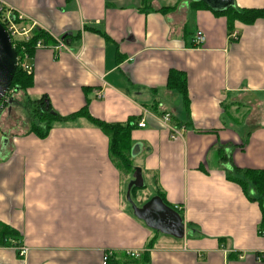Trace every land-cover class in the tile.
<instances>
[{
	"label": "crops",
	"instance_id": "0c3cea01",
	"mask_svg": "<svg viewBox=\"0 0 264 264\" xmlns=\"http://www.w3.org/2000/svg\"><path fill=\"white\" fill-rule=\"evenodd\" d=\"M194 2L0 0L21 28L50 39L28 56L32 85L20 101L46 100L61 118L85 107L101 122L131 123L138 147L125 173L87 117L50 121L40 138L31 129L43 122L9 125L22 112L9 103L0 120V264H103L106 252L107 264H264L261 208L245 175L264 174V18L229 24ZM232 7L262 9L264 0ZM170 76L184 80L185 95ZM134 168L141 188L147 182L181 217L183 238L133 216L125 187ZM138 189L130 195L141 207L150 197L141 201Z\"/></svg>",
	"mask_w": 264,
	"mask_h": 264
},
{
	"label": "trees",
	"instance_id": "16d2710c",
	"mask_svg": "<svg viewBox=\"0 0 264 264\" xmlns=\"http://www.w3.org/2000/svg\"><path fill=\"white\" fill-rule=\"evenodd\" d=\"M156 0H140V3L143 7V9H151L152 3ZM210 8L205 2L203 1H196L193 4V7H203L205 5ZM215 14L218 16H226L229 24L234 21H238L243 24H252L257 19L264 18V8L262 9H242V10H236L232 6H229L225 11L219 12L216 10H213ZM14 15V14H13ZM15 22L17 21L16 17H14ZM49 37L46 35V33L40 29H36L33 32L30 33L29 39L23 43L20 44L21 47L25 49L28 56L33 52L35 49V44L38 41H41L43 45H47L49 41ZM15 51L17 56H19V48L15 47ZM173 77H169V81L167 85L172 88L176 89L179 93L185 95V83L184 80L178 81L172 79ZM32 85V76L30 74H27L23 72L18 66L16 68V71L14 73L12 83L10 86V90H13L15 93L17 91L23 92L27 88H29ZM12 100V99H11ZM10 103H12L10 101ZM9 105V104H8ZM32 117L37 118L40 122H43L45 125V128H41L39 126H34L31 129V132L35 133L40 138H45L47 135V132L49 130V122L50 121H67L72 119L73 117L78 116H85L89 120H91L97 127H99L102 132L105 134V136L108 138L109 142V151L111 158L118 164L119 168L123 170L125 173H131L133 170L131 169V149H132V143L130 139V132L132 129V124L129 123L125 126L121 125H113L101 122L99 120L91 118L85 107L82 108L80 111L70 115L66 118H61L58 115L51 114L49 106L47 104L46 107V100L39 101L38 105L34 107L33 113L31 114ZM246 175V184H250L253 187V191L255 192L256 197L253 199L254 201H257L259 203V206L261 208L262 213V221L260 224V229L264 230V174L261 171H252L247 170L245 171ZM238 184L241 186L243 190H245V181L237 180ZM135 188H133L131 191H134ZM7 234V232H5ZM4 233V235H5ZM10 234L13 232L9 231ZM4 240V239H3Z\"/></svg>",
	"mask_w": 264,
	"mask_h": 264
},
{
	"label": "water",
	"instance_id": "95a60500",
	"mask_svg": "<svg viewBox=\"0 0 264 264\" xmlns=\"http://www.w3.org/2000/svg\"><path fill=\"white\" fill-rule=\"evenodd\" d=\"M205 2L211 9L223 12L233 5V0H196ZM17 68V54L12 47L10 36L0 24V101L8 93ZM47 107V103H46ZM53 114V113H52ZM138 147L134 146L131 154L135 155ZM133 179L129 182L126 200L131 206L133 216L142 221L148 228L176 239L183 238L184 224L181 217L167 207L159 196L150 198L141 207L135 206L130 198L131 188L143 187L141 170L134 168Z\"/></svg>",
	"mask_w": 264,
	"mask_h": 264
},
{
	"label": "built area",
	"instance_id": "2783aa9c",
	"mask_svg": "<svg viewBox=\"0 0 264 264\" xmlns=\"http://www.w3.org/2000/svg\"><path fill=\"white\" fill-rule=\"evenodd\" d=\"M14 12H11L9 10H6V8H4V6L0 3V24L4 27V29L7 31V33L10 36V40L12 43V47L15 49V47L19 48V56H17V66L25 73H29V68L26 65V61L28 59V54L25 51V49L23 47L20 46L21 43L27 41L29 39L30 36V30L25 29V28H21V27H17L18 23L14 21V17H16V19H18L17 15L14 14ZM17 23V25H16ZM233 38L236 37V34L231 35ZM205 38L204 35L201 31H197L195 33V37L193 40V44L196 46L202 45L204 42ZM45 47V45H43V43L41 41H38L35 44V49L37 48H43ZM13 94H15V92L13 90L8 91V93L1 99L0 101V115L1 113H3L4 111H6V108L8 107V104L10 103V100L12 99ZM95 97L97 99H101L103 97L101 92H97L95 93ZM162 121L164 124H168L169 120H170V116L167 114H163L162 115ZM0 120H1V116H0ZM137 126L139 128H144L145 127V123L143 120H141L139 123H137ZM169 137L171 140H176L179 137V133L172 129L169 128ZM177 207H175L176 209ZM258 235L264 237V230L259 229L257 231ZM26 253V250L23 248H19V254L21 256H24ZM127 256L131 257V258H136L138 257V253L137 252H130L128 251L126 253ZM112 257V252H106L103 256V264H107L108 261L111 259Z\"/></svg>",
	"mask_w": 264,
	"mask_h": 264
},
{
	"label": "rangeland",
	"instance_id": "374dc122",
	"mask_svg": "<svg viewBox=\"0 0 264 264\" xmlns=\"http://www.w3.org/2000/svg\"><path fill=\"white\" fill-rule=\"evenodd\" d=\"M186 1H190V0H186ZM18 23V22H17ZM17 23H16V25H17ZM17 27L19 28L20 26L19 25H17ZM189 27V26H188ZM190 28H191V26L188 28L189 30H190ZM20 99H21V94H20V92L19 91H17L15 94H13V96H12V100H10L12 103H14V106L16 107V106H18V107H21V113L18 111V114H16V115H13V117H11V122L9 123V125L10 124H16L17 126H21L22 124V122H23V126L26 124V121L28 120V121H30V122H33V123H38L39 122V120L37 119V118H35V117H32L31 116V114L33 113V109H34V107H26V98L24 99V100H22V101H20ZM17 111V110H16ZM5 113H6V111H4L3 113H1V117L2 116H4L5 115ZM17 113V112H16ZM18 115V116H17ZM17 116V117H16ZM5 121H7V119H5ZM21 124V125H20ZM22 126V127H23ZM25 127V126H24ZM3 140L4 138H3V136L0 134V140ZM127 186H128V183H127V185H126V187H125V189H127ZM145 188L144 189H142V188H140V189H138L137 190V192L139 193L140 192V199H142L141 201H145V200H148V198L150 197H152L153 196V194H154V188L152 187V186H149L148 184H147V182L145 183ZM126 192V191H125ZM130 197H131V195H130ZM131 199H133L134 200V196H132L131 197Z\"/></svg>",
	"mask_w": 264,
	"mask_h": 264
}]
</instances>
